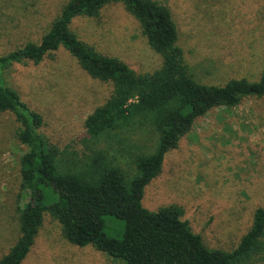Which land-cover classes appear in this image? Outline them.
Masks as SVG:
<instances>
[{
	"label": "rangeland",
	"instance_id": "obj_1",
	"mask_svg": "<svg viewBox=\"0 0 264 264\" xmlns=\"http://www.w3.org/2000/svg\"><path fill=\"white\" fill-rule=\"evenodd\" d=\"M69 1L0 0V56L39 43ZM156 1L170 11L177 45L198 82L222 86L232 79H259L264 71V0ZM70 29L96 53L135 73L151 74L161 67V57L120 3L106 5L97 18H75ZM1 73L5 84L41 116L40 134L69 159L105 150L129 171L134 154L152 153L157 144V134L135 122L111 138H88L84 121L109 99L112 86L89 77L61 47L38 65L14 64ZM18 130L13 114L0 113V259L19 237V212L28 200L19 166L27 147L18 141ZM142 203L153 212L180 206L182 220L207 247L234 249L254 211L264 208V97L246 98L234 108H215L198 118L165 155ZM104 224L107 236L121 238L122 222L106 217ZM256 260L264 264V256ZM22 264L123 263L91 246L69 244L58 222L45 214Z\"/></svg>",
	"mask_w": 264,
	"mask_h": 264
},
{
	"label": "trees",
	"instance_id": "obj_2",
	"mask_svg": "<svg viewBox=\"0 0 264 264\" xmlns=\"http://www.w3.org/2000/svg\"><path fill=\"white\" fill-rule=\"evenodd\" d=\"M120 3L139 24L161 67L138 74L121 61L102 56L70 29L75 18H97L106 5ZM178 33L168 8L156 0H70L39 43L28 42L0 56V71L14 64L38 65L60 47L92 79L112 86L109 99L84 121L88 138L97 142L135 122L153 130L152 153L134 154L131 170L115 164L105 150L83 159L67 158L40 134L41 116L32 111L0 75V113L19 123L18 141L27 147L20 160L21 189L28 200L19 212V237L0 264H22L48 214L63 239L91 246L123 264H260L264 256V208L231 251L209 248L171 205L153 212L143 206L145 188L160 173L165 155L176 148L194 122L215 108H234L246 98L264 97V71L257 81L229 80L222 86L198 82L177 45ZM70 154V153H69ZM75 157V156H72ZM123 224L120 239L104 233V219Z\"/></svg>",
	"mask_w": 264,
	"mask_h": 264
}]
</instances>
